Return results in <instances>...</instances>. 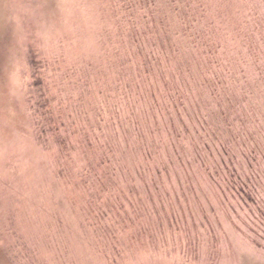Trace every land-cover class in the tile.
Returning a JSON list of instances; mask_svg holds the SVG:
<instances>
[{
	"label": "rangeland",
	"instance_id": "rangeland-1",
	"mask_svg": "<svg viewBox=\"0 0 264 264\" xmlns=\"http://www.w3.org/2000/svg\"><path fill=\"white\" fill-rule=\"evenodd\" d=\"M189 10L192 17L203 11L212 22L219 46L214 67L218 63L233 75L222 74V82L244 97L242 112L255 110L251 89L264 100V0H194ZM164 12L157 0H0V264H264L244 228L214 203L202 202L191 213L173 200L154 208L145 202L150 214L144 215L135 196L105 186L101 174L92 192L77 184L92 156L100 167L104 158L114 161L120 176L137 172L121 128L134 120L132 99L138 96L131 83L139 81L137 66L156 51L153 44L161 46L164 34L169 39L178 28L175 14ZM197 25L196 31L205 28L200 20ZM135 33L148 46L134 42ZM191 42L206 52L207 45L196 38L176 45ZM171 51L180 54V64L198 60L196 52ZM171 62V69L177 67ZM150 70L143 75L146 88L159 102L164 82ZM168 73L176 86L189 78L179 69ZM180 95L188 102L186 93ZM38 97L51 122L65 102L66 125L58 128L73 131L72 142L81 152L71 150L63 167L58 143L66 135L52 134L58 147L39 138ZM133 105L145 109L138 100ZM75 108L77 122L69 116ZM103 112L104 119H93ZM98 123L104 129L98 136L111 147L106 154L100 145L91 155L79 143L95 135ZM105 163L102 174L109 171ZM70 169L74 175L67 174Z\"/></svg>",
	"mask_w": 264,
	"mask_h": 264
},
{
	"label": "trees",
	"instance_id": "trees-1",
	"mask_svg": "<svg viewBox=\"0 0 264 264\" xmlns=\"http://www.w3.org/2000/svg\"><path fill=\"white\" fill-rule=\"evenodd\" d=\"M192 1L194 0H157L158 3H163L168 16L171 13L175 14L178 28H174V32L172 31L174 35L171 33L169 39L170 34H164L168 48L164 46L166 42L161 46L153 44L156 51L151 50L148 60L146 56V60L137 66L135 76H139V81L131 83L138 96L136 101L138 100L139 105H143L145 109H137V105H133L136 101L132 99L131 110L134 120L130 125L122 127L121 132L127 146L126 154L129 153L136 158L137 172L135 171L133 175L120 176L118 171L120 168L114 161L104 158L102 162L106 161L105 165L109 171L102 174L103 163L100 167L101 163H95L97 161L92 156V159L85 163V171L80 170L77 174V184H82L84 189L92 192L103 175V178L107 179L105 186H116L119 192L123 193L125 189L135 196L133 201L142 204L144 215L150 214L149 211L145 213V202L154 208L156 205H168L173 200L176 203H185L188 212L202 202L214 203L213 205H217L219 211H222L231 223L237 222L244 228L249 242L264 258V100L261 102L259 94L251 89L255 110L242 112L244 97L235 93L233 86L229 88L222 82V74L229 78H233V75L231 77V74H227V70L218 63L219 68L214 67L217 62L215 54L219 46L213 42L215 37L213 24L201 10L192 17L189 10ZM199 20L205 24L203 25L205 28L196 31ZM159 34L157 33L156 38H160ZM135 36L134 42H141L143 47L144 42L147 46L150 43L147 40L143 42L142 37H139L141 34L135 33ZM195 38L207 45L206 52L201 51L192 42L183 46L176 45L179 39L191 41ZM157 40H154L155 43ZM137 45L140 49V44ZM179 47L190 53L196 52L198 54L196 63L192 65L184 61L180 64V54L177 56L171 51L173 49L178 51ZM139 51V55H142V51ZM203 53L206 54L205 57ZM171 60L175 61L177 67L171 69ZM174 69H179L189 76L187 80L182 79L179 86H176V80L168 73ZM184 69L189 70L188 73ZM149 70L156 76L155 79L159 76L158 78L164 82L161 93L164 98L159 102L155 93L146 88V79L143 75ZM127 87L129 88V85ZM221 89L226 92H221ZM181 93L187 94L188 102L184 101ZM41 104L42 101L38 97L37 105L41 109L40 112L34 111L38 136L49 145L52 143L57 146L56 142H52L54 141L52 136H56L57 133L66 135L61 141L62 144L58 143L61 147L58 163L63 167L73 157L71 150L79 151L78 145L72 142L73 131L70 132L66 128V132L63 133L60 131L61 127L58 128V124L66 125L67 117L63 118L66 115L65 102L59 103V113L52 122L47 118L44 104L42 106ZM84 114L86 118L88 113ZM106 114L103 112L93 119L102 120ZM70 115L74 118L73 122L78 121L76 117L79 114L76 108ZM109 119H112L111 114ZM91 126L96 129L94 124ZM98 128L95 135L88 134L79 143L85 150L91 152V155L98 151L100 145L106 149V154L111 147L110 143L104 142L98 136H104L101 123H98ZM63 172L65 174V171ZM67 174L74 175L75 170L70 169ZM65 179L69 182L67 178ZM119 198L121 200L120 196ZM106 203L108 206L111 204ZM135 210L138 211V207Z\"/></svg>",
	"mask_w": 264,
	"mask_h": 264
}]
</instances>
